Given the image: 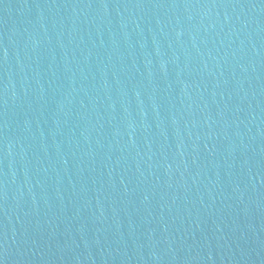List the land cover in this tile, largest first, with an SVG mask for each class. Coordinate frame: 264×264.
I'll list each match as a JSON object with an SVG mask.
<instances>
[{"label":"water","instance_id":"water-1","mask_svg":"<svg viewBox=\"0 0 264 264\" xmlns=\"http://www.w3.org/2000/svg\"><path fill=\"white\" fill-rule=\"evenodd\" d=\"M33 0H0V60Z\"/></svg>","mask_w":264,"mask_h":264}]
</instances>
